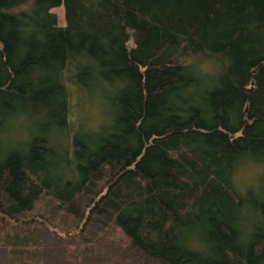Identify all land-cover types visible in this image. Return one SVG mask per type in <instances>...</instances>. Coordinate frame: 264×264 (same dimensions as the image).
<instances>
[{
    "label": "trees",
    "instance_id": "1",
    "mask_svg": "<svg viewBox=\"0 0 264 264\" xmlns=\"http://www.w3.org/2000/svg\"><path fill=\"white\" fill-rule=\"evenodd\" d=\"M0 264H264V0H0Z\"/></svg>",
    "mask_w": 264,
    "mask_h": 264
},
{
    "label": "rangeland",
    "instance_id": "2",
    "mask_svg": "<svg viewBox=\"0 0 264 264\" xmlns=\"http://www.w3.org/2000/svg\"><path fill=\"white\" fill-rule=\"evenodd\" d=\"M53 12L57 15L60 25H62L64 23V9L62 7L57 8ZM204 68L208 70L210 66L205 63ZM65 83H67L70 91L67 121L69 122L72 136L73 138L80 137L84 139L85 135L89 134V130L94 129L104 120L108 121V104L100 94L99 96L92 92H87L83 87L74 83L71 71H67ZM7 130H10V132L4 134L3 141L5 140L7 144L12 145L29 140L30 136L34 133V131L31 132L30 123L25 122H16V124H12ZM63 139L65 141L67 137L65 136ZM260 172L261 167L259 166L247 165L239 169L233 176L235 187L239 193H243L246 187L256 185ZM67 240H70V238Z\"/></svg>",
    "mask_w": 264,
    "mask_h": 264
},
{
    "label": "water",
    "instance_id": "3",
    "mask_svg": "<svg viewBox=\"0 0 264 264\" xmlns=\"http://www.w3.org/2000/svg\"><path fill=\"white\" fill-rule=\"evenodd\" d=\"M5 219L8 221L9 218H6V217H5ZM9 221H10V223H11L13 226H20V224H22V221H20V222H18V223L14 222V221H11V220H9Z\"/></svg>",
    "mask_w": 264,
    "mask_h": 264
}]
</instances>
